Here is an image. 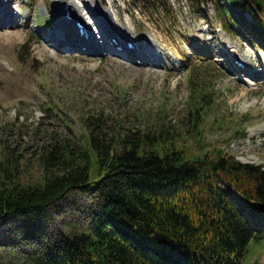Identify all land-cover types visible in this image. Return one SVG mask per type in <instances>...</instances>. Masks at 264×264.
<instances>
[{
    "label": "trees",
    "instance_id": "1",
    "mask_svg": "<svg viewBox=\"0 0 264 264\" xmlns=\"http://www.w3.org/2000/svg\"><path fill=\"white\" fill-rule=\"evenodd\" d=\"M131 1L141 10L166 0ZM189 1L210 4L221 28L250 46L264 44V0ZM199 109L179 132L145 125L128 134L89 109L86 131L73 143L52 136L26 182L23 155L4 154L0 264H243L250 242L264 239V169L220 148L190 156L184 138L211 144ZM71 196L84 200L85 227L51 230L50 214Z\"/></svg>",
    "mask_w": 264,
    "mask_h": 264
},
{
    "label": "rangeland",
    "instance_id": "2",
    "mask_svg": "<svg viewBox=\"0 0 264 264\" xmlns=\"http://www.w3.org/2000/svg\"><path fill=\"white\" fill-rule=\"evenodd\" d=\"M0 1L8 14L0 23V160L23 155L21 182L35 174L38 153L52 136L73 143L86 131L82 117L89 109L101 111L108 126L123 123V134L145 125L176 133L186 128L185 116L196 104L203 141L211 144L198 149L184 138L190 156L220 148L264 169V44L250 46L234 30H223L210 4L166 0L163 8L158 2L140 10L131 0H98L112 13L117 33L154 48V64L102 45L93 52L51 48L45 36L68 31L58 0ZM229 58L248 64L250 76ZM83 208V198L71 196L50 214L48 226L60 232L84 228ZM243 264H264V239L250 242Z\"/></svg>",
    "mask_w": 264,
    "mask_h": 264
},
{
    "label": "bare ground",
    "instance_id": "3",
    "mask_svg": "<svg viewBox=\"0 0 264 264\" xmlns=\"http://www.w3.org/2000/svg\"><path fill=\"white\" fill-rule=\"evenodd\" d=\"M58 2L56 8L61 17V24L63 27H66L68 31L59 34H48L43 40L45 44H55L52 46L66 52L69 50H71L70 52H93L90 50L92 47L94 48L96 45H102L103 48H106L107 52L116 54L117 56L136 58L138 61L140 59L139 56H141L143 60V57H145L147 60H151L152 63L159 64L156 61L154 48L147 44L146 40L141 42L139 38L133 39L132 35H129L128 32L123 30H121V32L124 34L116 32V27L112 21V13L106 7H103L98 0H87L84 3L77 0H58ZM4 4V1H0V18L2 17L0 23L3 25L8 16V14H6L7 10L3 8ZM7 4L8 3H6V5ZM81 7L86 11L83 8L80 9ZM43 10L41 11L42 13H44ZM8 12L10 13L11 10ZM84 12L85 14L87 13V15H84ZM83 15L88 17L87 20L84 19ZM76 22L79 23V26L76 25ZM20 25L24 26L25 23L18 24L17 26ZM66 28L63 30L65 31ZM97 29H100L101 32L97 33ZM36 32L38 31L36 30ZM69 34L71 38L73 37L72 40L68 39L67 35ZM72 34H74L75 37L72 36ZM57 38L61 39L57 40ZM63 38H65V42L61 41ZM52 46L49 47L52 48ZM67 47H69V49ZM96 51L97 50H94V52ZM229 59L237 71L250 76L248 74V72H250V69L247 67L248 64L245 62H238L240 64L238 65L234 63L232 58Z\"/></svg>",
    "mask_w": 264,
    "mask_h": 264
}]
</instances>
